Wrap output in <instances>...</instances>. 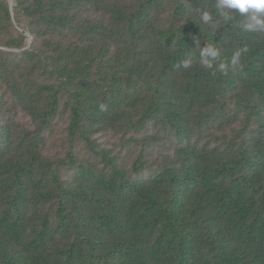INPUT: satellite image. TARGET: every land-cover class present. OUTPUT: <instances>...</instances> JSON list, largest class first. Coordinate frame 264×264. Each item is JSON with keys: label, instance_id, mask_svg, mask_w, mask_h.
<instances>
[{"label": "trees", "instance_id": "obj_1", "mask_svg": "<svg viewBox=\"0 0 264 264\" xmlns=\"http://www.w3.org/2000/svg\"><path fill=\"white\" fill-rule=\"evenodd\" d=\"M244 22L215 0H0V107L29 119L0 126V264H264V32Z\"/></svg>", "mask_w": 264, "mask_h": 264}, {"label": "clouds", "instance_id": "obj_2", "mask_svg": "<svg viewBox=\"0 0 264 264\" xmlns=\"http://www.w3.org/2000/svg\"><path fill=\"white\" fill-rule=\"evenodd\" d=\"M215 7L225 23H229L234 19L236 14L242 15L245 22L242 28L246 32H264V0H215ZM234 10V11H233ZM200 20L208 25L213 22V16L208 11L200 12ZM195 47L199 48L200 62L203 67L213 69L214 62L220 58V49L212 43H205L200 46V41L194 40ZM241 51L233 53L230 62H219L216 65L218 71L226 73L229 67L237 68L240 64ZM191 65L190 60L182 62L184 68ZM101 110L106 109V105H101Z\"/></svg>", "mask_w": 264, "mask_h": 264}, {"label": "rangeland", "instance_id": "obj_3", "mask_svg": "<svg viewBox=\"0 0 264 264\" xmlns=\"http://www.w3.org/2000/svg\"><path fill=\"white\" fill-rule=\"evenodd\" d=\"M13 6V5H12ZM32 46V44H29V47L27 49H30ZM1 97V95H0ZM1 100V99H0ZM1 105V104H0ZM11 105L9 104L7 108H10ZM9 110V109H7ZM9 117H11V119H13V122H15L16 124H22V125H27V123H29V119L22 114V112L20 111H14L13 116L8 115ZM7 116V112L4 113L3 109L0 107V126L2 128L3 124L5 123L6 117ZM64 131L62 130V123H59L56 128L53 131V135H49L48 137V148L53 147V152H50V154H64V146L61 142L62 140V136ZM107 141L109 143V145H113V144H118L117 140H114L113 138H108V139H100V141L104 142ZM52 149V148H51ZM81 158L83 160H86L87 157L85 155L84 152H80Z\"/></svg>", "mask_w": 264, "mask_h": 264}]
</instances>
